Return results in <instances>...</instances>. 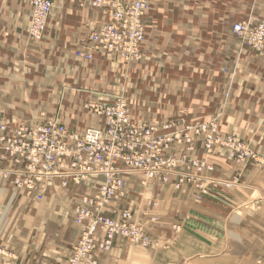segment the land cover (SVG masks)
Returning <instances> with one entry per match:
<instances>
[{"label": "crops", "instance_id": "1", "mask_svg": "<svg viewBox=\"0 0 264 264\" xmlns=\"http://www.w3.org/2000/svg\"><path fill=\"white\" fill-rule=\"evenodd\" d=\"M53 2L34 41L27 34V1L0 0V123L56 119L69 129L96 127L99 120L87 115L86 105L122 96L134 119L147 124L217 117L221 133L264 156V53L241 46L231 30L248 18L264 20V0H153L141 59L128 65L89 50L88 37L107 21L104 15L77 1ZM81 51L92 60L76 57ZM197 147V158H205ZM208 162L212 177L237 183L199 201L192 189L176 192L157 180L142 186L129 178L130 209V199L158 203L153 245L143 250L116 239L97 264H264V168L234 163L224 151ZM85 190L70 185L14 200L0 181V247L11 248L17 264H64L81 233L74 205Z\"/></svg>", "mask_w": 264, "mask_h": 264}, {"label": "built area", "instance_id": "2", "mask_svg": "<svg viewBox=\"0 0 264 264\" xmlns=\"http://www.w3.org/2000/svg\"><path fill=\"white\" fill-rule=\"evenodd\" d=\"M27 1L32 9L28 38L38 41L54 2ZM70 1L107 18L89 36V50L109 55L124 65L140 60L145 16L152 0ZM232 31L242 46L254 52L264 50V21L235 23ZM77 55L92 60L90 52ZM86 108L100 124L81 132L56 119L19 127L0 123V181L12 185L16 190L12 191L13 197L18 193L33 198L70 185L86 189L74 205L75 223L83 231L72 247L68 264H97L93 254L108 251L115 239L148 247L146 231L133 221L132 209L123 205L131 177L142 186L155 180L172 183L176 189L189 185L197 191L195 200L199 201L212 189L230 188L237 183L236 179L225 182L211 176L214 168L208 157L216 151H224L229 160L245 167L264 168V158L260 159L248 143L221 133L217 117L206 122L177 118L147 124L131 118L122 96ZM198 145L205 152L203 160L192 157Z\"/></svg>", "mask_w": 264, "mask_h": 264}, {"label": "rangeland", "instance_id": "3", "mask_svg": "<svg viewBox=\"0 0 264 264\" xmlns=\"http://www.w3.org/2000/svg\"><path fill=\"white\" fill-rule=\"evenodd\" d=\"M27 1V0H26ZM70 1V0H69ZM74 2V1H73ZM27 3H28V1H27ZM248 20H252V21H259V20H254V19H252V18H248L247 19V21ZM262 21H264V20H262ZM233 26V25H232ZM232 26H231V30H232ZM233 33V32H232ZM234 34V33H233ZM43 35V34H42ZM235 35V34H234ZM42 37V36H41ZM89 38V37H88ZM41 39V38H40ZM264 53V50L263 51H261V52H257V53H255V54H263ZM76 56V55H75ZM76 57H79V58H82L83 59V57L82 56H76ZM104 104H106V103H104ZM87 105H89V104H87ZM87 105H86V107H87ZM126 105H127V108H128V111H129V114H130V116H131V118L133 119V120H136V119H134V116H133V112H132V109L129 107V105H128V103L126 102ZM87 109V108H86ZM86 113H87V115H89V117L90 118H92V117H94L90 112H89V110L87 109L86 110ZM137 121V120H136ZM165 121H168V120H161V121H159L158 123H162V122H165ZM139 122V121H138ZM197 122H200V121H197ZM203 122H206V121H203ZM58 123H60L59 121H58ZM41 124V123H40ZM62 124V123H61ZM24 125H27V124H21V125H17L16 127H19V126H24ZM37 125H39V124H37ZM64 125V124H63ZM8 126V125H7ZM9 127H13V126H9ZM67 127V126H66ZM68 128V127H67ZM86 128V127H85ZM85 128H82V129H76V128H72V130H74L75 132H81V131H83ZM247 143V142H246ZM249 144V143H248ZM199 146V145H198ZM197 148L198 147H196V151H194L193 153H192V157H194L195 159H199V160H203L204 158H202V159H200V158H197V156H196V154H197ZM202 150V149H201ZM256 152V151H255ZM202 153H203V155L205 156V152L202 150ZM257 153V155H258V157L260 158V159H262V158H264V156H261V155H259V153L258 152H256ZM176 155H179V153L178 152H176ZM5 164L3 163L2 164V167L4 166ZM1 182H3L8 188H10V194H12V191H14L15 189L12 187V185H10V184H8L7 182H5V181H1ZM149 184V183H148ZM147 184V185H148ZM160 184H162V186H168V185H170L172 188H173V190L174 191H176V192H182V191H184V190H186V189H192V190H194L191 186H189V185H183V186H181L180 188H178V189H176L173 185H172V183H161L160 182ZM16 191V190H15ZM59 191V190H58ZM196 193H197V191L196 190H194ZM18 192V191H17ZM51 193H56V191H53V192H51ZM48 194V193H47ZM16 196L19 198V199H22L21 198V195H19L18 193L15 195V198H16ZM37 196H34L32 199H35ZM14 200H17V198L16 199H14ZM13 200V201H14ZM129 202V204L131 203L132 205V208H133V210H132V218H133V221H136V223L137 224H139L141 227H143V229L146 231V234H147V236H148V239H149V245H148V247H146V248H139V247H136V246H132L133 248H139V249H143V250H146V249H149L153 244H152V240H153V238H154V233H153V231H151V228H152V225L154 226V225H156V224H158V222H159V216H156V215H154V214H152V212L154 211V209L155 208H158V203H157V201H156V199L154 198V197H149V199L148 198H143L142 200H140V199H130V201H128ZM125 203H127V201L125 202ZM125 203H123V205L124 206H127V204H125ZM139 208H142V209H139ZM153 210V211H152ZM141 211V213H139ZM74 223H75V217H74ZM75 225H77V226H80L79 224H76L75 223ZM56 226V225H55ZM82 227V226H81ZM153 229H154V227H153ZM55 228L53 227V228H51L50 229V234L51 235H53L54 233H55ZM174 230H175V232L178 230V228L177 227H174ZM82 231H83V227H82V229H81V233H82ZM81 233H80V235H81ZM153 234V235H152ZM80 235H79V237L77 238V240H76V242L79 240V238H80ZM116 240V239H115ZM114 240V241H115ZM76 242L73 244V246L72 247H74V245L76 244ZM114 243V242H113ZM113 246V245H112ZM72 247L70 248V253H69V256L67 257V259H66V261H65V263L64 264H68V261H69V259H70V254H71V252H72ZM112 248V247H111ZM111 248L109 249V251L111 250ZM109 251H96L93 255H94V259H96V262L98 263V257L100 256V255H103V254H106L107 252H109ZM17 261H18V257H17V255L14 253V251L11 249V248H5V247H0V264H17ZM37 264H46V263H44V262H39V263H37Z\"/></svg>", "mask_w": 264, "mask_h": 264}, {"label": "bare ground", "instance_id": "4", "mask_svg": "<svg viewBox=\"0 0 264 264\" xmlns=\"http://www.w3.org/2000/svg\"><path fill=\"white\" fill-rule=\"evenodd\" d=\"M152 1H153V0H152ZM149 10H150V9H149ZM149 10H148V11H149ZM52 11H53V10H52ZM51 13H52V12H51ZM51 13H50V14H51ZM147 13H148V12H147ZM146 15H147V14H146ZM49 16H50V15H49ZM145 17H146V16H145ZM239 23H240V22H239ZM144 28H145V25H144ZM144 28H143V32H144ZM27 34H28V32H27ZM234 34H235V33H234ZM235 35H236V34H235ZM236 36H237V35H236ZM238 39H239V38H238ZM240 44H241V43H240ZM241 46H242V45H241ZM243 47H244V46H243ZM245 48H246V47H245ZM247 49H248V48H247ZM140 59H141V58H140ZM137 62H138V61H137ZM132 64H133V63H132ZM122 99L125 100L123 97H122ZM114 100H115V99H114ZM114 100H113V101H114ZM108 251H109V250H108Z\"/></svg>", "mask_w": 264, "mask_h": 264}]
</instances>
